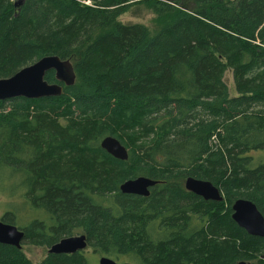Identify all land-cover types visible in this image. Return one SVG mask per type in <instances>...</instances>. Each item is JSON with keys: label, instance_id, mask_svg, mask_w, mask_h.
Masks as SVG:
<instances>
[{"label": "trees", "instance_id": "obj_1", "mask_svg": "<svg viewBox=\"0 0 264 264\" xmlns=\"http://www.w3.org/2000/svg\"><path fill=\"white\" fill-rule=\"evenodd\" d=\"M137 3L153 31L118 20ZM45 56L69 61L73 84L0 101L1 221L24 243L80 232L117 262L264 264V238L231 219L238 199L264 219V0H0V79ZM107 136L125 161L100 148ZM138 177L158 182L148 197L119 192ZM189 177L223 201L185 191ZM82 252L40 264H92ZM0 264L31 263L0 244Z\"/></svg>", "mask_w": 264, "mask_h": 264}, {"label": "water", "instance_id": "obj_2", "mask_svg": "<svg viewBox=\"0 0 264 264\" xmlns=\"http://www.w3.org/2000/svg\"><path fill=\"white\" fill-rule=\"evenodd\" d=\"M19 4V1L17 2ZM54 72L56 83H48L45 75ZM74 82L73 69L69 61H63L57 56H45L33 64L21 68L13 76L0 79V101L11 99L38 100L57 97L62 94L64 86H71ZM100 148L108 155L119 161L128 157L125 147L114 137L107 136L100 142ZM158 182L145 177L127 180L119 186V192L126 195L148 197L149 191ZM185 191L202 198L204 201L222 202L220 191L207 181L186 178L183 183ZM231 219L246 234L253 237L264 238V219L256 206L247 200L238 199L231 205ZM24 233L17 227L5 224L0 219V244L21 249ZM84 235L63 238L48 250V254H66L83 251L86 248ZM97 264H128L101 257ZM238 264H246L239 262Z\"/></svg>", "mask_w": 264, "mask_h": 264}, {"label": "rangeland", "instance_id": "obj_3", "mask_svg": "<svg viewBox=\"0 0 264 264\" xmlns=\"http://www.w3.org/2000/svg\"><path fill=\"white\" fill-rule=\"evenodd\" d=\"M180 3H181V7L184 9H190L193 6V0H180ZM118 20L124 24H142L146 26L150 31H153L154 27L158 25V18L151 13V11L149 10L146 4H142V3L131 5L128 11L125 14H123ZM224 80L227 85L229 95L232 97L236 96L232 81V75L230 71L225 73ZM9 201L10 199H8L5 194H0V219L2 218L4 212L6 211L5 208L8 206ZM35 213L40 214L41 212L35 211ZM77 235H81V233L77 232L74 233L72 236H77ZM48 249L49 248L46 246L32 245L23 242L21 244L20 250L24 255V257L31 264H40L46 258ZM82 256L88 259V261L91 262L92 264H97L98 260L104 255L101 254L99 251H95L90 248H85L82 252ZM118 263L131 264L126 260L118 261ZM247 264H254V262H250Z\"/></svg>", "mask_w": 264, "mask_h": 264}, {"label": "flooded vegetation", "instance_id": "obj_4", "mask_svg": "<svg viewBox=\"0 0 264 264\" xmlns=\"http://www.w3.org/2000/svg\"><path fill=\"white\" fill-rule=\"evenodd\" d=\"M22 243H23V241H22ZM82 252V251H81ZM47 255H49L48 253H47ZM47 257V256H46Z\"/></svg>", "mask_w": 264, "mask_h": 264}]
</instances>
